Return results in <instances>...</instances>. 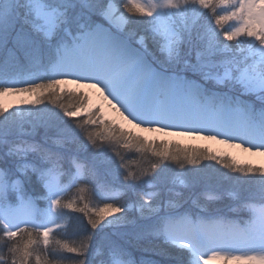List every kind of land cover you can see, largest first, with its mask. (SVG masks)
<instances>
[{
  "label": "snow or ice",
  "instance_id": "obj_1",
  "mask_svg": "<svg viewBox=\"0 0 264 264\" xmlns=\"http://www.w3.org/2000/svg\"><path fill=\"white\" fill-rule=\"evenodd\" d=\"M187 2L162 0L147 9L138 6L137 10L151 19H126L121 10H117V4H122L123 0H0V84H7L13 76H25L23 69L35 67L46 58L51 71H75L79 67L78 61L102 51L114 62L110 67L113 80H131L130 103L134 104L147 94L160 114L192 116L205 124L247 136L248 140L232 143L217 136L196 138L211 139L233 148L247 145L246 151L255 149L256 154L264 155V46H253L247 50V55L240 52L234 56L229 52V44L221 47L214 37L201 32L195 21L190 24L185 21L178 26L171 16L157 15L158 9L162 8L175 9L181 14L180 10ZM249 35L264 42V37L256 32ZM237 37L238 34H232L227 40L234 41ZM169 66L180 70L169 71ZM16 83H21V79L14 81L11 87H0V95L27 94L39 105L41 97L49 92L44 84L20 88L15 86ZM3 111L0 108V112ZM67 115L76 117L80 113ZM36 134L34 129L32 135ZM21 139L19 127L14 126V122L0 123V159L4 155L15 159L20 177L27 174L26 166L30 163L27 150L39 149L38 143L28 144L25 139V151L21 154L15 150ZM53 139L58 148L64 146L55 134ZM92 143L95 144V140ZM199 162L197 159L187 161L193 165ZM157 167L158 164H153L145 172L129 174L127 179L143 184L144 177H150ZM5 171L0 164V177ZM248 172H252V168ZM38 177L51 195L59 183L58 174L49 169L41 171ZM253 178L259 188L260 200L264 201V176ZM179 183L182 189L190 187L185 180ZM146 195L148 201L144 198ZM175 195L180 197L183 192L176 191ZM202 195L208 201L221 199L211 192ZM157 196L158 191L143 194L139 206L132 202L127 209L109 205L99 220L93 222V228L103 231L105 227L131 224L138 241H158L169 258L175 254L178 264H200L201 254L196 252V247L208 238L221 235L231 236L240 245L259 249L255 255H225L224 259L264 261V207L255 208L250 200L242 199L233 211L250 212L251 219L246 225L239 224L235 218L211 215L208 206L199 205L197 198L191 202L193 208H199L196 213L186 207V200L176 199L168 200L166 207L151 206L147 209L148 215H144V203ZM22 201L16 203L14 197L0 191V219L5 215L30 214L34 202L30 197L22 198ZM136 208H139V215L130 220L128 213ZM89 242H93L92 237L72 251L86 258ZM134 249L139 250L121 237L101 241L93 255L106 257L99 264H116L112 258L114 254L131 256ZM125 264H143V258H130Z\"/></svg>",
  "mask_w": 264,
  "mask_h": 264
},
{
  "label": "rangeland",
  "instance_id": "obj_2",
  "mask_svg": "<svg viewBox=\"0 0 264 264\" xmlns=\"http://www.w3.org/2000/svg\"><path fill=\"white\" fill-rule=\"evenodd\" d=\"M190 0H188L189 2ZM233 0H193V2H187V5L190 7V12L195 13L197 11L205 10V15H196L195 18L201 17L203 21L217 23L220 19H222L223 14L225 11L219 12V8L221 5H226L227 2H232ZM242 4L240 7V11L245 15L246 21L243 23L247 25L245 27H254V32L258 33L260 36L264 37V0H236ZM162 0H123L122 4H117V10H121V14L125 16L126 19L134 18V19H151L137 10V7H143L147 9L151 7V4H159ZM6 7V5H4ZM132 9V11H130ZM182 9L180 13H182ZM157 15H162L165 17L171 16V19L174 21H181L182 20L181 14H177L175 9H158ZM141 16V17H138ZM205 19V20H204ZM244 21V19H242ZM223 22V21H222ZM201 24L203 22L201 21ZM139 26V25H138ZM230 27V24L228 28ZM229 35V33H228ZM225 37H227L225 35ZM251 43L250 47L256 46L261 47L264 46V42L257 40L255 36H251ZM248 48V49H249ZM248 51L246 52V55ZM258 59V58H257ZM169 69L172 71H176V68L173 66H169ZM26 75L23 76V80L21 83H16V87L20 88H32L37 84H44L46 87L49 88V92L44 97H41L42 103L37 105L33 101L35 98L28 96L27 94H16V93H8L5 95H0V108H3L4 111L0 112V123L5 121H11L14 123H18L21 119V115H19L22 111H28L27 109L32 108V111H35L39 107L43 106L45 108V114L39 116V119H43L42 123H35L39 126L32 128L29 131L30 137H35L32 135L34 129H38L37 134H40V138L45 142V146L48 148H55L61 149L56 146L54 143L53 135L55 134L59 140L66 141L68 140L69 133L65 132L62 129V124L71 123V121L67 113L70 112H79L80 115L73 118H81L83 121L76 123V127H83L85 131H81L78 128L73 131V143L76 145L77 137L79 138L80 146L75 147L85 153L92 154L90 142L92 141L93 136L97 131V125L92 124L95 121L96 117L101 118L98 113L91 111L89 109V104L91 102V94L88 93L86 90L79 89L78 85L74 84V87L71 85L58 83L60 81L57 79L52 73V77L55 82L51 81L47 83L41 76L38 77V70L35 67L28 68L25 71ZM40 78V79H39ZM20 76H13L7 84H0V87L8 86L11 87L14 81L20 80ZM22 80V79H21ZM56 94H60L57 96ZM64 95V97H61ZM69 100L68 102L66 100ZM47 100L45 103L44 101ZM62 102V103H61ZM66 102V103H64ZM46 104V105H45ZM41 107V108H43ZM94 112V115L92 113ZM103 112V110H102ZM18 116H15V115ZM5 115V116H4ZM31 115L29 113L27 116ZM32 117V116H29ZM110 119V118H109ZM103 120H105L103 118ZM106 125H103L102 130L104 134H108L109 137L105 138L107 141L105 142L106 145L110 144L115 139L119 140L118 145V154L116 153L115 149L113 148V152H111L107 157L111 158L114 156V160L116 162L114 164H110L109 160L104 165L102 171L106 174H109L108 179L112 178L115 173L119 174L118 168L123 169L120 166V162H124L127 159H130L126 156L124 152V147H130L131 149H140L139 153L135 156L136 159L132 160L131 162L134 164V168L131 171H125V174H119L114 179H111L110 182L105 183L107 187L106 191H100L99 195L95 193L101 189V187H94L97 191H92L85 185L81 186V189L68 199H61L62 193L64 194L65 190L68 186L62 185L63 179L59 176V183L56 187L52 190L51 200L49 201V212L52 214L51 217L45 218L44 222V235H39L33 233L32 231H27V235H29V239L27 240L28 243L25 244H18L21 245V252L15 254L17 256L16 259H6V257L0 255V264H47L43 262L40 258V254L37 251H33V245L38 246L39 248L46 247L48 239L53 235V232L58 230H62L61 232H65L68 228V222L73 219V216H78V220L80 223L84 225L85 228L90 229V237H92L93 242L88 243L89 255L88 261L85 264H95L94 259L95 257L92 256V253L98 244L96 240H98L99 234L102 232L100 229L95 228L93 230V222L99 220L101 213L103 210L108 207L109 205L115 206H124L127 209L128 205L131 201L127 202L124 199V194L126 191H133V189L143 188L146 190V193H151L153 191H158L159 196L155 199L151 200L150 202L144 203L145 213L144 215H148L147 209L151 206H155L157 204L161 205L162 207H166V202L168 200H172L170 195V181L171 184H174L179 189L180 183L179 181L182 178H186V182L193 188L196 187L199 189L200 185H202V190L204 192H211L212 195H223L225 196V200L227 201L229 198V194L224 192H218V187L223 186L225 189L230 187L231 191L236 192V188L234 185V181L230 182L226 179V176L221 175L220 172L223 171L222 163L225 160H231L232 163L235 164V167L242 171H245L247 174L242 175L239 174L237 177L240 179H245L247 176L257 177L256 175L264 176V160L260 157L259 154L251 155L249 158L244 160H239L237 157L232 156V152H230L231 148H227L225 146L213 148L208 144L203 143H194V142H185L176 137H169L165 138L155 133L146 134L142 130L135 131L127 130L122 125H120L119 121L115 118H111L109 121H105ZM113 125L115 129H113ZM112 126V127H111ZM142 127V126H141ZM28 128V127H27ZM139 128V127H138ZM29 129V128H28ZM141 129V128H139ZM150 129V128H146ZM54 130V131H53ZM152 130V129H151ZM160 130V129H155ZM161 131V130H160ZM39 132V133H38ZM91 137V139H90ZM117 141V140H116ZM152 142H155L152 143ZM150 145L151 147L147 148L146 145ZM152 144V145H151ZM77 146V145H76ZM64 147V146H63ZM74 148V149H75ZM143 151V155L139 157L140 152ZM78 152V151H77ZM75 150L67 151V155L71 156L75 154ZM120 154V155H119ZM118 156L120 159L118 160ZM134 157V158H135ZM176 158L175 160L173 158ZM207 157H212V159H208ZM27 159L30 160L31 168H33V163L36 165V159L32 158L30 155H27ZM189 159H197L200 160L198 164H188L187 161ZM136 161V162H133ZM219 162V163H218ZM119 164V166H117ZM153 164H158V167L150 173V177H144L143 184H137L133 180L127 179L129 174H140L145 172L151 168ZM184 165L181 167V165ZM216 166V168H215ZM256 166V167H255ZM252 168V172H248V170ZM27 169V168H26ZM22 170V169H21ZM51 171L54 170V165L52 164ZM79 173L74 172L73 176H77L78 174H83L84 170L82 168H78ZM46 171V170H45ZM260 171V173H259ZM189 172L191 173L189 175ZM66 175L70 174V171L65 172ZM60 175H63L61 173ZM236 177V178H237ZM259 178V177H258ZM254 179V178H253ZM16 187H21V183H17ZM8 185L5 180V176L3 174L0 177V191L7 195ZM191 194H187L189 197L184 198L190 204V208L192 204L190 203L189 199L197 198L195 197L194 190H190ZM238 195V194H237ZM147 196V195H146ZM249 197V195H247ZM55 197H60L55 199ZM43 198V197H41ZM146 201L149 200V196L144 197ZM252 198V197H251ZM123 199V200H122ZM135 204L137 206L140 205L141 200L137 201V196L134 198ZM122 200V201H120ZM250 200V199H249ZM34 202L33 211L30 214H34L35 209V200ZM251 201V200H250ZM23 201H21L22 203ZM60 202V203H59ZM258 202V201H257ZM255 208L264 207L262 204H254L251 202ZM60 204V205H59ZM186 204V205H187ZM199 205H205L199 203ZM235 208L232 207L230 209H223L221 211V215H214V216H222L232 219L230 217V213ZM199 211V208H194ZM225 211V212H224ZM210 212V211H209ZM213 212V211H212ZM234 212V211H233ZM130 220L139 215V208H136L134 211L129 212ZM234 214V213H233ZM119 215V214H114ZM212 215V214H211ZM239 215V213H237ZM134 216V217H133ZM243 218V217H241ZM108 219H112L109 217ZM236 220V219H235ZM237 222H242L239 218L236 220ZM103 223V222H102ZM107 224V221H105ZM127 225H121L120 227H113L107 228L105 227L103 230V234L105 236V232L111 231L113 229L118 230L117 234L121 235L124 233V228L130 227ZM72 228L69 225V229ZM74 228V226H73ZM81 228V227H80ZM7 232L8 238L10 235L14 234V227L7 225L5 228ZM73 235V232H72ZM106 237V236H105ZM222 239H221V238ZM215 238H208L207 242L203 243L201 246L196 247V252L200 255V264H264V261L258 260H233V259H224L225 255L233 256V255H255L259 252L258 248H252L248 246L240 245L239 243L235 242L231 236V239L228 238L227 235ZM60 236H55V239H59ZM218 238V241L216 240ZM110 240L111 238H106ZM2 239L0 243H2ZM154 243H158V241H154ZM72 251V250H71ZM145 254L159 256L158 254L152 252L150 249L142 250ZM73 252V251H72ZM1 254V252H0ZM68 257L73 258V254L67 253ZM217 255H221L218 258ZM160 257V256H159ZM128 255L122 254L121 260L118 261V257H116V264H125V261L128 260ZM99 264V263H98Z\"/></svg>",
  "mask_w": 264,
  "mask_h": 264
},
{
  "label": "trees",
  "instance_id": "obj_3",
  "mask_svg": "<svg viewBox=\"0 0 264 264\" xmlns=\"http://www.w3.org/2000/svg\"><path fill=\"white\" fill-rule=\"evenodd\" d=\"M242 6V4L236 0H233L232 2H227L226 5H221V7L218 9H224L225 13L223 14L222 19H220L219 21H217V23H213V22H207L205 19V21L202 20L201 17L199 18H195L197 13L194 15H191L190 13V7L187 5L186 7V17H184V22L186 21L187 23H192L193 21H195L197 27L199 28V30L201 32H204L207 35H210L212 37H214V39L217 41V43L222 47L224 44H229L230 48H229V52H231L234 56L235 55H239L240 52H243L246 55V52L248 50V48L250 47V43H251V36L249 35V33L254 32V27L252 26L250 27H245L247 25H244L243 23L246 21V17L245 15L240 11V7ZM206 12L200 13L198 15L202 16L204 15ZM141 17V16H138ZM143 19H146L144 17H141ZM134 19V18H133ZM242 19H244V21H242ZM201 21L203 22V24H201ZM223 21V22H222ZM182 22H178V26L179 24ZM230 24V27L228 28ZM232 35V34H238V37L236 38V40L234 41H228L226 36L228 35ZM227 54V53H226ZM188 57L185 56V59H187ZM258 60V59H257ZM178 69V68H177ZM180 70V69H178ZM57 96H59L60 94H56ZM61 97H64V95H61ZM47 100L44 101V103ZM67 102L69 101L68 99L66 100ZM62 103V102H61ZM66 103V102H64ZM46 105V104H45ZM44 106V105H43ZM41 106V107H43ZM39 107L38 109H36L35 111H32L30 109H27L28 111H22L19 115H21V120L17 123H14V126H18L21 136L23 134L28 133L29 131L32 130V128L39 126L38 124L35 123H42L43 119H39V116H42L45 114V108L43 107L41 108ZM29 113H31L32 117L27 116ZM15 116H18L17 114ZM70 119V118H69ZM81 119V118H80ZM73 121V120H72ZM74 121H78L81 122L83 121V119L81 120H74ZM77 122V123H78ZM62 130L66 131V132H73L75 131L77 128L81 131H85L83 127H76V124H71L68 123L67 124H62ZM29 129H28V128ZM38 131V129H37ZM39 133V132H38ZM77 137V142L76 145L73 143V137H69L68 140H66L64 142V144H66L67 146L71 147V148H75L80 146V140ZM109 135L108 134H104L102 127H97V131L95 133V135L93 136L92 140H95V144L92 143V141L90 142V147H91V151L93 153V156L95 157V161L98 165H103L106 164L108 161L107 156L113 152V148L115 149L116 153L118 154V143L115 141H112L110 144L106 145V141ZM23 139V137H21ZM37 139V138H36ZM119 141V140H118ZM77 149V148H75ZM78 150H84L83 148L78 149ZM120 155V154H119ZM114 156H112L111 158H109V161H111V164H114L116 162V160H114L113 158ZM120 159V156H118V160ZM132 161V158H131ZM130 160H126L124 162H120V166H122L123 169L118 168L119 174L121 173L122 170V174H125V171H131L134 168V164L131 162ZM136 162V161H133ZM9 163H12V160L9 161ZM219 163V162H218ZM119 164L117 166H119ZM223 166V171L220 172L221 175H225L226 179L230 182L234 181V185L236 188V192L231 191V185L230 187H227L225 189V187L221 186V189L223 191H226V193H228L230 196V200L231 201H241L242 199H247V195L250 196H256L257 198L260 199V194H259V188L257 183L255 182V180L249 175L247 177H245V179H240L237 176L239 174L245 175L247 174L245 171L240 170H236L238 168L235 167V164L232 163L231 160H225L222 163H220ZM3 167L4 166V162H2ZM216 168V166H215ZM67 167L64 166L63 170H66ZM260 173V171H259ZM117 174V175H119ZM191 173L189 172V175ZM258 178L260 177V175H256ZM237 177V178H236ZM36 179V177H34ZM34 180V184L36 189H40L43 188V183L40 181L39 184L36 183L35 179ZM187 178V177H186ZM185 180V179H182ZM186 181V180H185ZM87 183L88 185H90L89 181H85V182H81L78 184V186H76V188L74 189L73 193L79 191L81 189V186ZM171 185V184H169ZM202 185H200L199 189H201ZM192 190H194V193H197L199 190L196 187L191 188ZM190 189V190H191ZM170 192L172 191V187L169 188ZM197 190V192H196ZM183 192V195L180 197L174 196L170 193L172 200H176V199H180V200H186L184 198L189 197L184 190H180ZM143 193H145V191L139 188H135L133 189V191H128V194L125 195V200L128 202H135V197L137 196L138 200H141L140 197L143 195ZM186 193V194H185ZM189 194L190 191H189ZM238 194V195H237ZM223 199H226L225 196H223ZM223 199L220 200H216V201H209L207 203L208 208H213V209H221L222 207H226L223 204ZM171 200V199H170ZM217 201H221L220 203H214ZM130 215L128 213V216L130 218ZM132 216V215H131ZM134 217V216H133ZM135 218V217H134ZM73 223H72V228L68 229L66 231V233H64L63 236L60 235H52L47 242L46 247H42L39 248L38 246H34L32 249L33 251H37V253L40 254V258L43 262L47 263V264H81V261H84V264L86 263V260L88 259L89 255L86 256V258L84 256H81L79 252H72L71 250L73 248H78L79 245L81 244L82 241H85L86 238L90 237V229H87L84 227V225L82 223H80V221L78 220V216H73ZM74 226V228H73ZM81 227V228H80ZM132 229V226L130 225V227L128 228H124V233L121 235L117 234L118 230H111V231H107L105 232V236L103 234V231L99 234L98 240H96L98 243H100L101 241L105 242L106 238H110V237H115V238H121L124 235V239L128 240L130 242V245L133 248H137L140 251L138 252V250H135L138 254H141L142 250H147L150 249L152 252L158 254L160 257L158 258H162L168 261H165V263L167 264H172L174 261L177 260V258L175 260H171L175 257V254H173V258H169L168 255L162 250V245L158 242V243H153L150 240H143V241H138L136 238H134L130 233H128L130 230ZM93 230H96L95 228H93ZM73 232V235H72ZM37 234L40 235V233L36 232ZM55 236H60L59 239H55ZM1 237V236H0ZM29 235H27V233H23L21 235V238L16 239L14 241L11 240H6V239H2V243H0V252L2 256L6 257V259H16L17 256H14L15 254H18L21 252V245L18 244H27L28 243V239H29ZM1 240V238H0ZM67 253H71L73 254V258L68 257ZM93 254V253H92ZM171 260V261H170ZM163 261V260H162ZM164 262V261H163Z\"/></svg>",
  "mask_w": 264,
  "mask_h": 264
},
{
  "label": "bare ground",
  "instance_id": "obj_4",
  "mask_svg": "<svg viewBox=\"0 0 264 264\" xmlns=\"http://www.w3.org/2000/svg\"><path fill=\"white\" fill-rule=\"evenodd\" d=\"M86 61L95 68L86 69L85 73H81L79 70L66 71L63 76L58 78L61 79V81H64L63 84L71 85L72 87H74V84L78 85L79 89L86 90L91 94L89 109L98 113V115L102 117V119L96 117L95 121L92 122V124L97 125V127H103V125L107 126L105 121H109L111 118L116 117V120L120 122L119 124L127 130H142L146 134L155 133L165 138L176 137L188 143L194 142L208 144L216 149L217 147L222 146L231 148L230 152L233 153L232 156L237 157L241 161L256 154L255 149L251 152L246 151L247 145L241 148H233L227 144L218 143L211 139L196 138L197 136H217L232 143L242 142L240 138L241 135H230L221 131L220 127L205 124L195 117L182 114H160L154 102L147 94L142 99L137 100L134 104L130 103L128 97L130 95L131 80L127 82H115L110 73V67L114 66V62L102 51L99 53H93L86 59ZM94 112L92 115H94ZM103 118L105 120H103ZM142 119H145L146 123L142 122ZM191 123H195L196 127L201 130L192 128ZM141 126H146L150 129H142ZM112 128L115 129V126L113 125ZM155 129H160L161 131ZM39 140L40 139H37L36 141ZM152 143L155 144V142ZM146 147L149 148L151 146L148 144ZM139 151L140 149H131L127 146L124 147V152L126 156L130 158L128 159L130 161L131 158L132 160L136 159L135 156H137L136 154L139 153ZM142 155L143 151L140 152L139 157ZM260 157L264 160V155H260ZM90 164L92 170L90 171L91 177H88L87 179L93 181L95 187L98 188L100 184L108 180V176H106V174L93 162H90ZM69 188H71V186L67 187V189ZM4 217L7 218V215ZM20 217L21 216L12 218L16 219Z\"/></svg>",
  "mask_w": 264,
  "mask_h": 264
}]
</instances>
